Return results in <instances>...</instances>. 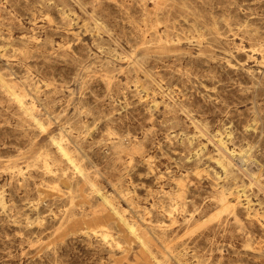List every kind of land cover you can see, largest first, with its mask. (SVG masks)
Listing matches in <instances>:
<instances>
[{
	"label": "rangeland",
	"instance_id": "rangeland-1",
	"mask_svg": "<svg viewBox=\"0 0 264 264\" xmlns=\"http://www.w3.org/2000/svg\"><path fill=\"white\" fill-rule=\"evenodd\" d=\"M0 264H264V0H0Z\"/></svg>",
	"mask_w": 264,
	"mask_h": 264
},
{
	"label": "bare ground",
	"instance_id": "bare-ground-1",
	"mask_svg": "<svg viewBox=\"0 0 264 264\" xmlns=\"http://www.w3.org/2000/svg\"><path fill=\"white\" fill-rule=\"evenodd\" d=\"M33 110V109H32ZM40 124V123H39ZM38 126V125H37ZM221 141V140H220ZM223 142V141H222ZM54 145H56V144H54ZM67 154V153H66ZM79 169V168H78ZM83 173V172H82ZM84 174V173H83ZM104 200V199H103ZM107 202V201H106ZM136 226V225H135ZM132 230V229H131Z\"/></svg>",
	"mask_w": 264,
	"mask_h": 264
}]
</instances>
